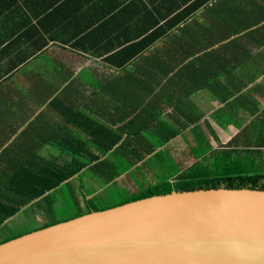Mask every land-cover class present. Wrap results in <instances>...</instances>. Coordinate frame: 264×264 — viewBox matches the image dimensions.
I'll return each instance as SVG.
<instances>
[{
  "label": "crops",
  "instance_id": "crops-1",
  "mask_svg": "<svg viewBox=\"0 0 264 264\" xmlns=\"http://www.w3.org/2000/svg\"><path fill=\"white\" fill-rule=\"evenodd\" d=\"M177 2L0 0V194L34 167H91L97 155L128 166L148 150L122 176L150 179L163 151L181 168L217 150L225 168L264 169V0H233V32L175 28L142 49L147 37L132 42Z\"/></svg>",
  "mask_w": 264,
  "mask_h": 264
},
{
  "label": "water",
  "instance_id": "water-1",
  "mask_svg": "<svg viewBox=\"0 0 264 264\" xmlns=\"http://www.w3.org/2000/svg\"><path fill=\"white\" fill-rule=\"evenodd\" d=\"M0 264H264V190L173 191L0 244Z\"/></svg>",
  "mask_w": 264,
  "mask_h": 264
},
{
  "label": "trees",
  "instance_id": "trees-1",
  "mask_svg": "<svg viewBox=\"0 0 264 264\" xmlns=\"http://www.w3.org/2000/svg\"><path fill=\"white\" fill-rule=\"evenodd\" d=\"M177 1L178 2L176 5L171 4V6H168L163 4L160 8L163 13V18L167 19L163 20L161 23H151V26L147 29L148 32L144 36L132 42H138L147 37L146 42L142 41L140 44V49H142L153 39L157 38L158 35L161 36L163 33H170L175 28H177L181 33H218V29L224 27L230 28L232 32L234 31L233 0ZM222 2H224V7L218 6V3ZM249 25L250 23L246 26ZM151 33L154 35L152 34L147 36V34L149 35ZM132 42L130 44H133ZM136 53L137 50L129 54L125 58L124 62L134 59ZM119 140L120 138L117 137L115 142H112V145L118 143ZM97 151L103 156H107L111 152L109 148L99 149ZM151 152L152 150H148L144 152L143 155L138 157H128L127 163L130 162V165L124 166L126 168L124 170H121L119 167L111 163L110 158L107 157L101 161L99 160L100 156L97 155L93 156L92 158L96 159L98 163L97 165H93L91 167H86L83 160L80 159V161H82V164L80 165L72 164L66 165L63 168L45 167L42 169L40 167H34L31 173L28 171H23L18 172L15 175H11L9 182H2L1 184V187H4L5 189L6 187H11V194L9 191L8 193L2 191V194H0V233L3 231L5 222L8 219L14 217L21 209L23 210L30 204L32 205L29 207H33L35 209L37 206L40 208H45L42 203L47 205L48 203L52 202L51 198L53 192L66 183L69 187V181L75 176L79 175L83 169L90 168L93 172L101 177L102 183L107 186L110 183H113L116 178L121 177L125 171L138 169L136 166L137 163L144 161L147 154H150ZM166 153L167 152L163 151L162 160L156 161V165L159 163L160 170L163 169L166 171L167 178H165L162 182L148 185L146 192L139 196L125 200L118 205L155 195L168 194L173 191L180 192L217 188H252L264 190V169L262 167H253L252 169L255 170L246 169L244 167H242L244 168L242 169L237 167L241 165L236 161H234L233 164L230 163V165L233 166H228L226 168L224 167V171H222L221 174H217L215 176H198L199 172L197 165L193 168V171L196 173V175L191 173L187 174V176H179L174 179L173 174H171V171L168 170V166L164 164ZM229 156L231 157L232 153H230ZM76 161H78V159H76ZM154 168L155 164L153 159L146 160V169L153 171ZM25 173H27V175ZM85 188V184L81 183L80 193L83 196L82 199L85 203L86 211L82 214L78 213L75 216L68 218L66 221L91 213L93 211H101V209H99L95 204L93 198L89 197V195L85 193ZM99 190L100 189H98V191ZM73 202H75L76 206H78L80 203L77 197H73ZM50 213L52 214L51 211ZM57 223L60 222L54 221L51 224L43 226V228ZM18 236L5 238L4 240L0 241V244L12 240Z\"/></svg>",
  "mask_w": 264,
  "mask_h": 264
},
{
  "label": "rangeland",
  "instance_id": "rangeland-1",
  "mask_svg": "<svg viewBox=\"0 0 264 264\" xmlns=\"http://www.w3.org/2000/svg\"><path fill=\"white\" fill-rule=\"evenodd\" d=\"M203 145L206 144L203 143ZM196 152H200L201 154L208 152L194 164L198 165V176H215L217 174H221V172L224 171L225 159L222 158V152H218L217 150ZM164 164L168 166L173 176H179L182 173L185 174L181 175V177L187 176V174L191 173L196 175V173L193 171V168L191 167V163L189 166H184L181 168L178 164H176L171 156L165 160ZM119 168L121 170L126 169L124 165L119 166ZM250 170L255 169L250 168ZM143 175L136 173L134 176H122L118 181H114L107 186L102 183L101 177L95 172H90L89 175L82 176L80 180L77 178V176H75L76 178L74 177L69 181L70 188L68 187L67 183L62 185L53 192L51 198L52 202L48 203L47 205L42 203L45 208H40L37 206L35 209L31 207L29 208V211L20 213L22 217L19 218L18 216L17 218H13L14 220L5 226L3 231L0 233V241L4 240L5 238H12L18 235L22 236L31 233L43 228L45 225L53 223L54 221L64 222L68 218H71L78 213L82 214L85 212V203L82 199L83 196L80 193L81 183L85 184V193L88 194L89 197L93 198L97 207L101 210H105L132 197L143 194L146 192L148 185L162 182L164 180L163 178H166L163 175V170L160 169H157L151 175L152 178L150 177V179H144ZM89 177L93 178L94 181L85 180ZM98 189L100 190L98 191ZM73 197L78 198L80 202L78 206H76L75 202H73ZM32 210H34V216L29 215V212H32Z\"/></svg>",
  "mask_w": 264,
  "mask_h": 264
}]
</instances>
